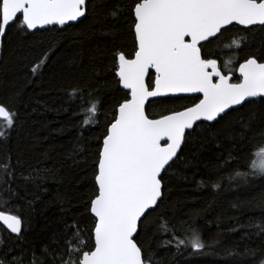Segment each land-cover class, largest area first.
<instances>
[{
    "label": "snow or ice",
    "instance_id": "6c2138e0",
    "mask_svg": "<svg viewBox=\"0 0 264 264\" xmlns=\"http://www.w3.org/2000/svg\"><path fill=\"white\" fill-rule=\"evenodd\" d=\"M86 21H93L92 27L113 44L105 86L114 81V103L102 112L101 72L96 69L76 83L58 82L56 88L65 90V104L75 106L72 115L79 120L81 137L85 130L99 129L101 118L106 121L95 138L91 192L82 205L91 227L76 219L64 221L63 232L48 243L26 245L28 217L20 210L35 211L50 179L63 182V162L50 167L51 157L44 153L25 165L4 154L0 224L7 235L0 232V264H182L220 255L221 241H206L197 225L213 204L176 215L167 203L169 181L178 172L203 170L197 187L218 192L264 178V144L251 142L257 134L264 137V0H0V48L14 27L66 31ZM227 33L232 36L224 41ZM125 36L131 37V51L118 43ZM216 42L225 45L223 55L229 59L213 49ZM246 48L252 51L242 56ZM50 54L32 65L33 77ZM27 86L0 101V144L18 127L15 104ZM185 96L195 102L182 110L168 107ZM153 106L162 111L150 112ZM82 143L77 141L67 156L74 170L86 163ZM246 143V150L237 151ZM248 206L264 217V200ZM12 207L20 214L2 210ZM248 229L264 235V219L238 222L229 232H242V242L251 238ZM13 237L16 246L9 243ZM240 242L221 258L264 264V248Z\"/></svg>",
    "mask_w": 264,
    "mask_h": 264
},
{
    "label": "trees",
    "instance_id": "16d2710c",
    "mask_svg": "<svg viewBox=\"0 0 264 264\" xmlns=\"http://www.w3.org/2000/svg\"><path fill=\"white\" fill-rule=\"evenodd\" d=\"M93 21H86L78 27L61 30L56 26L52 30L42 29L35 32H25L14 27L3 39V47L0 55V101H7L15 95L16 89L25 83L28 84L23 95L17 98L15 107L19 111V122L12 138L5 144H0V156L11 154L13 163L20 159L21 164L35 163L44 153L51 157L50 167L63 162V182L49 180L48 192L42 194L41 202L37 204L32 213L21 208V212L28 217L25 223L24 241L26 245L38 247L50 241L55 233H62L64 221L72 222L76 219L82 227H91L90 220L83 212L84 198L91 192V159L95 152V139L103 131L106 121L101 118L99 129L83 131V137L79 135V120L72 113L75 106L64 103V89L56 88L58 82L65 84L76 83L81 76L90 74L93 69L101 72L99 77V98L104 105V111H109L114 103L116 93L114 81L108 83L105 77L110 76L111 49L113 47L110 38L100 35L97 28L92 27ZM235 31V30H234ZM232 33L225 34L227 41ZM261 37H256L259 44ZM126 44L127 51H131L132 40L130 36L118 41ZM213 49H220L223 59L230 57L223 55L225 45L216 42ZM54 49V51H53ZM250 48H246L241 55H247ZM50 52L47 62L37 70L33 77L30 68L38 63L41 56ZM234 59L235 57H231ZM79 62L74 64L73 61ZM231 67V66H230ZM124 90H121L120 95ZM190 97L176 99L168 107L181 110L193 103ZM61 107L68 111H59ZM161 108L153 106L152 113H159ZM83 140L84 153L80 168L73 169L67 156L71 147L77 141ZM253 144H264V137L257 134L251 141ZM247 148L245 145L237 148ZM209 154L205 153L207 159ZM87 170V175L83 172ZM182 175H188L185 180ZM204 175L203 170L193 174L191 171L178 172L169 183L168 205L176 213L181 215L192 210L205 208L210 202L213 209L197 220V225L203 233L206 241L219 239L221 243L216 251L220 255L203 256L182 264H237L235 260L222 259L226 248L233 246L234 242H240L242 232H229V229L238 222L247 224L250 220L260 223L264 217L260 210H252L249 204H256L264 200V178L257 179L250 186L233 185L232 188H223L221 191H213L211 188L200 189L197 183ZM63 197L58 201L57 196ZM236 205V207H233ZM12 214H20L16 207L4 208ZM0 232L7 235L4 226L0 224ZM250 239L244 240L243 245L252 248H264V235H256L255 229H248ZM15 245V238L9 241Z\"/></svg>",
    "mask_w": 264,
    "mask_h": 264
},
{
    "label": "flooded vegetation",
    "instance_id": "af4514ba",
    "mask_svg": "<svg viewBox=\"0 0 264 264\" xmlns=\"http://www.w3.org/2000/svg\"><path fill=\"white\" fill-rule=\"evenodd\" d=\"M230 67V66H229ZM225 71H228L229 70V68H225L224 69ZM237 75V74H236ZM234 79L236 78L235 76L233 77ZM186 97H188V96H186ZM195 101H193V103H194ZM189 106H191V105H189Z\"/></svg>",
    "mask_w": 264,
    "mask_h": 264
},
{
    "label": "water",
    "instance_id": "95a60500",
    "mask_svg": "<svg viewBox=\"0 0 264 264\" xmlns=\"http://www.w3.org/2000/svg\"><path fill=\"white\" fill-rule=\"evenodd\" d=\"M53 27V26H52ZM37 30H42V29H37ZM4 39V38H3ZM1 50H2V48H0V55H1ZM237 75H238V73H237ZM196 95H199V94H196ZM186 97V96H185ZM182 110V109H181Z\"/></svg>",
    "mask_w": 264,
    "mask_h": 264
}]
</instances>
